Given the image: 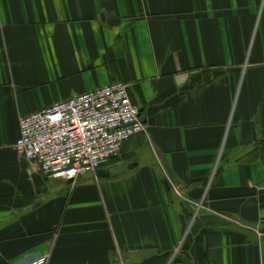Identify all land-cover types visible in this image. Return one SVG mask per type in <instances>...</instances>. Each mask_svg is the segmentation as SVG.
I'll use <instances>...</instances> for the list:
<instances>
[{"label": "crops", "instance_id": "1", "mask_svg": "<svg viewBox=\"0 0 264 264\" xmlns=\"http://www.w3.org/2000/svg\"><path fill=\"white\" fill-rule=\"evenodd\" d=\"M123 83L144 127L74 183L22 117ZM264 264V0H0V264Z\"/></svg>", "mask_w": 264, "mask_h": 264}, {"label": "built area", "instance_id": "2", "mask_svg": "<svg viewBox=\"0 0 264 264\" xmlns=\"http://www.w3.org/2000/svg\"><path fill=\"white\" fill-rule=\"evenodd\" d=\"M129 87L113 83L20 118L14 150L49 179L74 183L118 156L144 131ZM28 264H47L40 258Z\"/></svg>", "mask_w": 264, "mask_h": 264}, {"label": "water", "instance_id": "3", "mask_svg": "<svg viewBox=\"0 0 264 264\" xmlns=\"http://www.w3.org/2000/svg\"><path fill=\"white\" fill-rule=\"evenodd\" d=\"M140 113V112H139ZM140 116V115H139ZM71 182H68V184H70Z\"/></svg>", "mask_w": 264, "mask_h": 264}]
</instances>
